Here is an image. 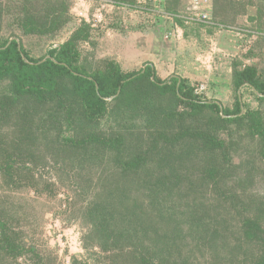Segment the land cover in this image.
<instances>
[{
	"label": "rangeland",
	"instance_id": "rangeland-1",
	"mask_svg": "<svg viewBox=\"0 0 264 264\" xmlns=\"http://www.w3.org/2000/svg\"><path fill=\"white\" fill-rule=\"evenodd\" d=\"M193 2L0 0V44L16 40L34 59L72 42L80 53L77 66L94 74L106 72L112 62L124 72L140 71L156 56L165 72L185 76L194 88L206 84L207 101L235 111L241 92L245 106L241 120L219 128L215 125L219 112L193 111L172 93L159 95L150 78L138 80L124 97L109 99L108 114L91 125L104 140L122 136L124 152L101 145L77 149L65 139L81 138L91 132L89 127L80 133L61 123L53 103L13 100L11 82L0 81V264H140V245L104 251L87 214L94 202L108 200L111 194L125 212L151 214L144 183L156 181L147 169L155 170L158 164H174L179 179L154 216L161 211L168 218L174 214L188 220L190 212L186 216L185 212L196 202L208 207L200 215L212 216L209 205L219 201L214 187L218 184V189L234 194L224 205L238 202L242 207L238 212L243 217L222 209L216 212L222 214L219 221L231 226L232 236L225 241L230 237L231 248H238V222L240 229L244 217L264 215V141L250 130L259 118L264 122V100L249 87L235 86L237 73L246 67L256 68L264 80V0H209L208 24L197 20ZM147 42L151 57L134 67L123 65L130 45L145 48ZM151 42L155 45L150 47ZM161 75L157 73L160 79ZM65 83L70 87V79ZM204 133L223 141L224 148H210ZM184 134L172 143L161 139ZM167 152L175 158L166 163ZM139 154L153 157L147 169L126 171L122 163ZM95 155L98 159L91 157ZM213 168L216 179L209 176ZM123 193L130 202L120 200ZM140 204L144 210L134 207ZM153 227L164 230L155 223ZM220 243L221 258L209 247L199 252L193 241V246L183 247L185 259L190 264H228V252ZM239 255L235 261L242 260Z\"/></svg>",
	"mask_w": 264,
	"mask_h": 264
},
{
	"label": "trees",
	"instance_id": "trees-1",
	"mask_svg": "<svg viewBox=\"0 0 264 264\" xmlns=\"http://www.w3.org/2000/svg\"><path fill=\"white\" fill-rule=\"evenodd\" d=\"M79 60L80 53L72 42L50 49L49 56L43 59L32 58L16 40L0 44V81L9 80L11 82L9 91L13 100L34 99L40 103H53L57 105L54 112L57 113L58 118H62L61 123L66 122L69 127H73L80 133L81 130L88 127L91 129V132L81 138L65 139L66 143L77 149L80 147L83 149L94 148L101 145L106 150L124 152L123 147L126 142L122 136L104 140L101 136L93 133L91 125L108 114L109 99L113 98L117 101L124 97L130 85L142 79L150 78L152 86L156 88L159 95L172 93L180 104H185L193 111L210 108L219 112L221 114L219 122L215 123V125H219V128H222L223 124L241 120L239 117L242 116L245 108L243 100L237 101L235 111L222 107L216 101L202 100L194 94V87L187 80L180 77H172L169 80L158 78L153 65H148L146 69L136 72H124L118 64L112 62L106 72L99 71L88 74L77 66ZM66 79H70V87L65 83ZM236 87L238 89L249 87L255 90L261 100H264V80L258 77L254 67H246L237 73ZM137 101L132 100V102ZM77 123H81V125ZM250 130L253 135L262 137L264 141V122L261 118L250 126ZM185 136V134L177 135L170 139L165 135L161 139L172 143L182 140ZM205 136V142L210 148H224V142L214 137L212 133L205 134ZM91 157L98 159L96 155ZM174 158L172 153L167 152L163 160L167 163ZM152 160L153 157L150 158V154L146 156L139 154L122 165L126 171L140 172L142 169L145 171ZM119 162L122 161L119 160ZM161 165L158 164L155 170L148 171L147 169L148 176L156 181L150 186L144 183V186L148 187L151 214L138 210L125 212L122 204L124 202H121L122 208L119 207L116 202L118 200H115L116 194H111L110 199L105 201L97 200L90 207L87 219L93 224L95 235L104 251L129 246L138 248L140 245L142 251L137 256L140 264H190L189 259H185L183 247L186 249L187 246H193V241H196L199 252L205 247H209L214 249V254L221 258L219 246L221 242L223 249L228 252V264H264V215L244 217L240 222V229H238V222V226H236L238 230L236 235L239 234L237 239L240 242L238 248H231L230 237L225 241V238L231 235L228 232V227L231 226L226 220L219 221L222 214L216 213L217 210L235 212L238 216L243 217V213L238 212L242 208L237 205L238 202L230 207L224 205V203L229 204L228 202L233 200L229 198L234 195L232 190L218 189V184H215L214 187L218 190L220 198L218 199L219 203L215 201L209 205V213H213L212 216L200 215L199 212H205L208 207L205 208L204 205H201L203 203L197 202L191 207L192 211L185 212V216L190 212L187 215L188 220H179L175 218L174 214L168 218L161 211L160 214L154 216L156 209L164 206L162 198L167 197L166 194L170 195L174 192V181L179 179L174 164ZM216 173L217 170L213 168L209 171V176L216 179ZM123 198L120 200L130 202V199ZM134 207L139 210L144 208L141 204ZM187 207L190 208V206ZM153 223L160 225L161 229H164L163 232L159 228L153 227ZM170 224H174V226ZM184 225H188V228ZM166 227H170V230L165 231ZM181 242L184 243L183 246H180ZM258 247V251L255 252ZM239 254L242 255V260L239 261L238 257V260L235 261Z\"/></svg>",
	"mask_w": 264,
	"mask_h": 264
},
{
	"label": "crops",
	"instance_id": "crops-1",
	"mask_svg": "<svg viewBox=\"0 0 264 264\" xmlns=\"http://www.w3.org/2000/svg\"><path fill=\"white\" fill-rule=\"evenodd\" d=\"M152 45L153 46L155 45L154 42H151L150 47ZM144 47L145 48H143V46L141 44H139L137 46L134 45V44L133 45H130V47L127 48L126 58L124 59L125 63L123 65H125L127 67H134V65L141 63V61L148 59V57H151L152 55L149 56L148 53H147V51L149 49L148 42L146 43V45ZM145 62H149V63H146V67L144 69H146L148 65H153L154 68L156 69V72L159 74V76H160V74H163V75H161V79L163 78L162 80H169L172 77H180V78H182L184 80H187V78L185 76H181L179 74H174V72L172 74H169V72H165V69L163 68V66L162 65H159L161 63L156 58V56L153 57V58H150L149 61H145ZM160 69H163V70L161 71ZM165 74H168V76H164ZM187 81L190 83L189 80H187ZM235 86H236V81H235ZM238 100H243L242 95H241V92L239 94Z\"/></svg>",
	"mask_w": 264,
	"mask_h": 264
},
{
	"label": "built area",
	"instance_id": "built-area-1",
	"mask_svg": "<svg viewBox=\"0 0 264 264\" xmlns=\"http://www.w3.org/2000/svg\"><path fill=\"white\" fill-rule=\"evenodd\" d=\"M143 0H140L142 2ZM211 4L209 0H194L193 2V14L197 17V20L210 23L211 22ZM208 87L206 84H202L194 88V94L202 100H206Z\"/></svg>",
	"mask_w": 264,
	"mask_h": 264
}]
</instances>
